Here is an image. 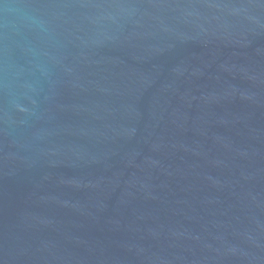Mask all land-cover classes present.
<instances>
[{
    "label": "water",
    "instance_id": "95a60500",
    "mask_svg": "<svg viewBox=\"0 0 264 264\" xmlns=\"http://www.w3.org/2000/svg\"><path fill=\"white\" fill-rule=\"evenodd\" d=\"M0 264H264V0H0Z\"/></svg>",
    "mask_w": 264,
    "mask_h": 264
}]
</instances>
